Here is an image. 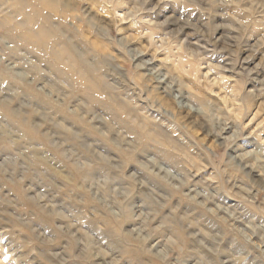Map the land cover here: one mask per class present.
Returning <instances> with one entry per match:
<instances>
[{
  "label": "rangeland",
  "instance_id": "rangeland-1",
  "mask_svg": "<svg viewBox=\"0 0 264 264\" xmlns=\"http://www.w3.org/2000/svg\"><path fill=\"white\" fill-rule=\"evenodd\" d=\"M41 11L52 34L32 27ZM5 37L25 43L0 57V264H103L97 247L126 264L92 221L76 223L79 205L123 212L117 230L136 229L141 264H264V170L215 174L205 147L220 142L177 106L218 103L249 141L264 132V104L236 111L229 92L264 88V0H0ZM176 125L179 141L165 131ZM251 150L238 139L228 156ZM25 195L33 207H20ZM141 213L147 230L132 218Z\"/></svg>",
  "mask_w": 264,
  "mask_h": 264
},
{
  "label": "clouds",
  "instance_id": "clouds-1",
  "mask_svg": "<svg viewBox=\"0 0 264 264\" xmlns=\"http://www.w3.org/2000/svg\"><path fill=\"white\" fill-rule=\"evenodd\" d=\"M43 7V6H41ZM88 11V9H85ZM43 11L39 13L38 19L34 21L32 27L42 28L44 23ZM14 35V34H13ZM0 43H4L7 45L3 52H0V57L6 56L8 51L19 50L20 45L25 43L23 39H15L13 42L12 37H5L0 39ZM117 46L119 44L117 43ZM31 47V45H29ZM43 55V53H41ZM31 63V61H29ZM159 73L158 79H164V73L159 72V69L155 70ZM171 85H169V89H171ZM169 89H166V93H168ZM231 95L233 96V107L236 111L244 112L249 110L251 106L256 102H261L264 104V88L260 89H251L247 93L244 92L243 86L237 82L236 85H233V88L229 90ZM173 95H175L173 93ZM202 101L199 99H192L183 103L177 102V106L187 113H192V119H199L200 123L197 124V127H202L204 132L209 137H214L217 141H219L218 150L212 151L205 147V159L207 160L209 166L213 169V172L220 176L221 178H225L230 175L229 169L235 165L236 167H247L251 162L256 161L259 165L260 170H264V132H261L257 135L256 140L249 141L246 136H244V128L245 125L242 121H237L234 114L230 115L222 105L215 104L211 105V111H205ZM171 123V122H169ZM233 124L235 127L233 128ZM230 128H233L229 134H225L229 131ZM165 131L169 133V135L173 136L176 140H182L183 132L179 125H176L172 128L165 126ZM241 139L245 147H251L252 150L250 152L245 153H237L235 155L228 156L229 149L233 147L235 142ZM15 143V141H12ZM137 143H143L142 137L138 134ZM253 144L255 147H253ZM145 152L149 153L145 158L150 160L151 166L155 169H158L164 175H169L167 168H162L161 163H166L163 156H159L156 153L151 152L150 146H145ZM22 154H31V149H28L27 146L24 148V153ZM227 157V159H225ZM49 158L52 159L53 163L57 165V167L63 166L61 162L56 159L53 155H49ZM245 158L247 161L245 162ZM225 166V167H222ZM42 170L47 175L49 179H55L54 174L46 167L42 166ZM194 172V170H193ZM173 180H178L179 177H172ZM58 192L59 189L57 188ZM203 195H209L207 188L203 190ZM95 198V197H94ZM20 207L29 208L33 207L36 204L35 198L32 196L23 197L20 200ZM39 207L41 209H46L48 207L47 203L40 204ZM19 212V209L17 210ZM66 211L69 212V215H72V209L68 208ZM78 211L80 212V217L76 218L77 224H83L85 220L92 221L93 234L101 237H107L108 241L112 246L119 245L121 251V259L126 262V264H141L140 254H139V245L135 243V240L138 238L136 229L132 228L131 232H124L122 229H118V221L117 217L123 215L124 213L121 211H117L115 216L108 209L98 206H88V205H79ZM99 213V215H97ZM3 217L0 216V219ZM133 219L140 220L144 229L147 230L149 226V221L147 218L143 216V213L140 215L133 214ZM62 219H67V217H62ZM12 224V230L14 232L23 233L26 231V225L22 219L17 217H12L9 221ZM75 225H71L70 227H74ZM63 232V229L60 230ZM79 231V229H77ZM47 233H40L38 236L32 237L29 235L27 241H22L21 246L26 247L30 244L41 242V237L46 236ZM55 235V233H54ZM74 235V234H73ZM132 236V239H129V236ZM109 253L103 251L97 247L95 251L92 253V259H96L97 257H104L103 264H115V261L108 259Z\"/></svg>",
  "mask_w": 264,
  "mask_h": 264
},
{
  "label": "bare ground",
  "instance_id": "bare-ground-1",
  "mask_svg": "<svg viewBox=\"0 0 264 264\" xmlns=\"http://www.w3.org/2000/svg\"><path fill=\"white\" fill-rule=\"evenodd\" d=\"M48 20H49L48 18H45V19H44L43 26L46 28V30H47L50 34H52V33L49 31V30H50V26H49V25L47 26V24H49ZM44 27H43V28H44ZM54 34H55V32H54ZM180 48H182V46H180ZM148 64H149V63H148Z\"/></svg>",
  "mask_w": 264,
  "mask_h": 264
}]
</instances>
